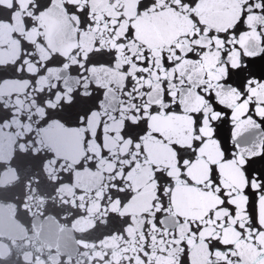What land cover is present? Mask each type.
I'll return each instance as SVG.
<instances>
[{
  "label": "snow or ice",
  "instance_id": "snow-or-ice-1",
  "mask_svg": "<svg viewBox=\"0 0 264 264\" xmlns=\"http://www.w3.org/2000/svg\"><path fill=\"white\" fill-rule=\"evenodd\" d=\"M49 14L77 44L91 33V51H54L43 22ZM17 19L22 31H13L12 39L19 55L0 58V86H27L23 93L0 94V127L17 119L39 127L53 114L71 118L76 101L88 97L95 106L79 114L86 126L106 91L89 70L107 68L124 76L113 119H123L122 141L132 142L127 157L139 149L125 174L147 160L146 136L174 156V163L150 165L155 196L141 213L135 247H123L118 261L105 250L88 264H264V0H0V26L15 27ZM6 49L0 44V52ZM53 71L58 75H49ZM156 118L175 122L179 133L166 138L153 131L149 122ZM197 164L207 172L193 178ZM113 183L109 202L123 208L131 190L123 177ZM182 190L201 203L179 206L175 197ZM105 213L103 223L115 225L108 235L128 241L131 214L107 206Z\"/></svg>",
  "mask_w": 264,
  "mask_h": 264
}]
</instances>
